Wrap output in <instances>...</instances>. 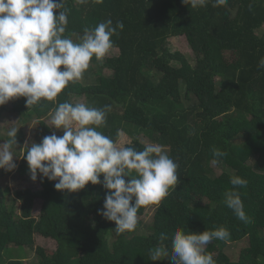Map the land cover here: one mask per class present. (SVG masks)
Instances as JSON below:
<instances>
[{
	"label": "trees",
	"instance_id": "1",
	"mask_svg": "<svg viewBox=\"0 0 264 264\" xmlns=\"http://www.w3.org/2000/svg\"><path fill=\"white\" fill-rule=\"evenodd\" d=\"M63 3L68 19L63 37L79 44L85 29L108 19L113 27L122 22L123 29L110 37L119 53L93 56L82 77L69 82L55 101L42 98L27 107L26 97H17L0 105V120L8 113L30 128L29 138L17 132L16 161L28 166L29 140L40 143L55 132L43 118L60 103L108 106L106 122L96 130L116 144L127 135L124 147L136 151L147 145L143 136L156 141L178 165V182L158 205L138 210L135 231L117 234L115 222L98 214L109 191L102 183L69 192L55 189L58 180L33 181L25 172L0 175V264H172L171 253L153 261L151 251L170 252L177 230L219 227L230 237L205 247L216 264H264V68L258 67L264 57V0L219 6L208 0L197 8L182 0ZM180 37L191 45L195 65L167 50L168 42ZM216 150L225 155L216 157ZM233 176L247 181L235 190L248 222L225 203ZM148 211L152 220L143 227ZM36 232L54 239L57 249L36 247L31 263L25 253L14 258V250L34 247ZM162 233L168 239L161 241Z\"/></svg>",
	"mask_w": 264,
	"mask_h": 264
},
{
	"label": "clouds",
	"instance_id": "2",
	"mask_svg": "<svg viewBox=\"0 0 264 264\" xmlns=\"http://www.w3.org/2000/svg\"><path fill=\"white\" fill-rule=\"evenodd\" d=\"M87 0H78L86 3ZM102 3L103 0H95ZM191 8L205 6L208 0H182ZM227 0H215L213 6L225 5ZM63 0H0V105L17 97H26V106L41 99L55 101L69 82L79 80L89 68L93 56L101 60L112 49L110 39L123 29L122 22L112 26V20L99 23L95 29H85L82 42L74 43L63 37L68 24L67 12L61 11ZM54 9H59L54 14ZM61 66L63 68L61 69ZM264 68V57L258 62ZM104 108L88 107L84 103H60L51 116V126L63 129L44 136L40 143L25 147L31 179L47 178L57 181V190L76 192L91 182L101 184L106 193L103 209L98 214L115 222L117 234L133 232L138 224V210L142 206L158 205L178 182V165L163 146L148 144L143 151L133 147H118L96 129L106 122ZM18 128H9L10 138L0 143V169L11 171L16 164ZM216 157L225 153L214 151ZM133 171L136 176H132ZM103 174V181L100 176ZM125 177H130L126 182ZM234 186L225 194V203L241 220L248 222L243 202L236 186L247 181L233 176ZM134 201V202H133ZM230 232L219 227L203 232L177 230L172 237V248L156 247L151 260L157 261L171 253L172 264H216L205 247L214 239L227 240ZM161 241L168 239L161 234Z\"/></svg>",
	"mask_w": 264,
	"mask_h": 264
},
{
	"label": "rangeland",
	"instance_id": "3",
	"mask_svg": "<svg viewBox=\"0 0 264 264\" xmlns=\"http://www.w3.org/2000/svg\"><path fill=\"white\" fill-rule=\"evenodd\" d=\"M167 50H169L172 53L176 52V54H178V55H183L189 64L195 65V61H196L195 53L192 50L191 45L189 44V42L187 41V39L185 37L171 39L168 42ZM118 53H119L118 48H112V49H110V51L108 52L107 55L113 56V55H116ZM105 72L107 74L112 73V71L110 69H106ZM82 100H83V98H82ZM52 114H54V111H51L48 115H46L43 118L46 126L47 125L51 126ZM11 127H16V128H18V130L24 131V134L27 138H29V136L31 134L30 128L29 127L26 128L25 124L18 122V118L16 116H11L10 114L5 113L4 116L0 120V143H4L7 140H9L7 132L9 130V128H11ZM51 128H52V131L56 132V135L58 137L63 136V134H64L63 129H56L55 127H52V126H51ZM123 136L124 137H122V139H120V141L117 142L118 147H124V144L126 142H129L128 136L125 134H123ZM141 140H142L143 144H147V145L148 144H156V141H153L152 139L145 137V136H143V138ZM29 141L30 142L27 145V147H31V144L35 142L32 139ZM156 145H160V144H156ZM164 150L166 152H168L166 148H164ZM16 159H17V157L14 154L13 161L16 164L15 169H13L11 171H6L5 169H0V175H8V174L16 175L20 172H25V173H28L29 175H31L29 166H25L21 160L16 161ZM38 176L40 177V174H38ZM39 212H40V207L36 203L34 210H33V215L38 216ZM152 216H153V212L148 211V216H147V218L144 219L143 227H145L151 223ZM34 242H35L34 247H25V249L14 250V256L13 257L19 258L22 255V253H25V255H24V256H26L25 259L31 263V262H35L36 258H37L36 250H35L36 247H42V248H45L49 251H54L57 249V242L52 238L44 237L43 235H41V233H37V232L35 233Z\"/></svg>",
	"mask_w": 264,
	"mask_h": 264
}]
</instances>
